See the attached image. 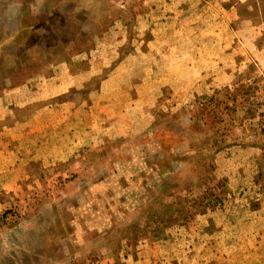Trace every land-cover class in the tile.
Listing matches in <instances>:
<instances>
[{
    "label": "rangeland",
    "instance_id": "1",
    "mask_svg": "<svg viewBox=\"0 0 264 264\" xmlns=\"http://www.w3.org/2000/svg\"><path fill=\"white\" fill-rule=\"evenodd\" d=\"M0 264H264V0H0Z\"/></svg>",
    "mask_w": 264,
    "mask_h": 264
}]
</instances>
